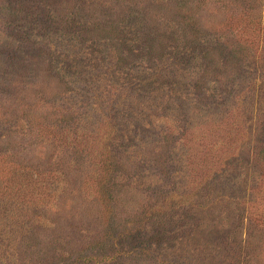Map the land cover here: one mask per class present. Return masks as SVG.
Returning a JSON list of instances; mask_svg holds the SVG:
<instances>
[{"label": "rangeland", "instance_id": "374dc122", "mask_svg": "<svg viewBox=\"0 0 264 264\" xmlns=\"http://www.w3.org/2000/svg\"><path fill=\"white\" fill-rule=\"evenodd\" d=\"M0 264H264V0H0Z\"/></svg>", "mask_w": 264, "mask_h": 264}, {"label": "trees", "instance_id": "16d2710c", "mask_svg": "<svg viewBox=\"0 0 264 264\" xmlns=\"http://www.w3.org/2000/svg\"><path fill=\"white\" fill-rule=\"evenodd\" d=\"M158 120H160V119H158ZM150 123H153V122H150ZM144 128L146 129V130H149V129H152V128H154V125H152V124H145L144 125ZM165 136H167L166 134H165ZM108 138L107 139H105L104 141H103V143H102V146L103 147H105V148H108V146L110 145V144H108ZM143 141L144 143H143V145L140 143V148H141V150L143 149V153L145 154V153H147V154H149V153H151V152H155V153H157V155L154 153L153 155H156L157 156V158L155 159V160H153V158H152V156L150 157V158H147V157H145L144 156V162L146 163L147 161H149L150 160V162L152 163V162H159V163H161L162 164V166L164 167V168H167V174H164L165 175V177H164V179L161 177L160 178V181L159 182H162V181H164L165 183H167V181H168V179H171V182H176L178 179H182L183 178V176H184V171H181V172H177L176 170H175V168H174V165H172L171 164V162H172V160H169V159H167L166 157H165V154H166V151H167V149H168V145H167V143L168 142H166V140H164V141H162L161 142V144L160 145H158V146H152V147H147V145L149 144L147 141H145L143 138H141L140 139V141ZM112 147V146H111ZM125 159H126V161H131V160H133V161H135V163L136 164H140V163H142V159L140 158V157H138V156H136V157H133L132 156V154H130V152H128V151H126V153H125ZM182 164V163H181ZM173 188H174V186H172ZM255 188V187H254ZM172 190V192L175 190V188L174 189H171ZM167 192H162L161 193V195H159L160 197L158 198V199H161L162 201H169V200H172V201H174V202H177V203H179V204H182V203H184V201H180L179 199H178V197L180 198V199H183V197H181V196H179V194L177 195V196H175V195H169L170 193H167ZM176 194V193H175ZM174 196H175V198H174ZM177 200V201H176ZM184 200V199H183ZM150 208H152V207H150ZM146 209H147V206H145V207H143V210H145L146 211ZM242 252H243V250L241 249V251L239 252V253H241V255H242ZM241 255H240V257L239 258H241Z\"/></svg>", "mask_w": 264, "mask_h": 264}]
</instances>
